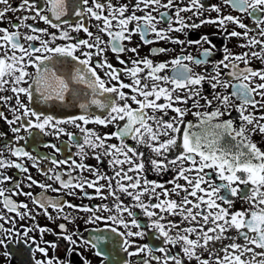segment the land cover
<instances>
[{
	"label": "snow or ice",
	"instance_id": "obj_1",
	"mask_svg": "<svg viewBox=\"0 0 264 264\" xmlns=\"http://www.w3.org/2000/svg\"><path fill=\"white\" fill-rule=\"evenodd\" d=\"M0 3L6 5L0 8V21L7 18L11 22L10 26L0 24V93H4L0 95V118L13 133L9 138L7 132L0 131V169L15 166L21 174L28 173L27 181L44 190L52 189V184L31 175L22 162V158H27L38 171L59 182L62 187L54 191L67 189L69 195H76L75 189H80V195L98 196L103 201L77 204L68 199L61 202L45 192L38 196L24 193L39 206L37 212L42 210L49 219H54L48 211L51 207L56 216L74 221L76 216L65 210L68 206L87 212L85 223L98 225L96 235L87 238L79 234L78 228L69 231L67 224L60 223L59 235L69 245L66 257L49 255L47 245L55 251L58 242L44 240L42 246L28 233L39 230L43 237L54 229L36 223L27 202L5 195L9 189L2 186V181H13L12 192L23 189L21 181L0 171L4 208L34 221L31 228H16V217L0 211L4 256L13 255L8 248L10 243L18 244L21 237H28L23 243L32 242V264H75L71 253L79 252V247L100 257L96 264H191L193 260L195 264H264V251H257L264 249V148L253 139L260 135L264 140V68H254L249 63L251 58L264 60V47L236 53L227 44L228 38L245 37L246 41L239 42L242 47L264 46V39H260L264 37V0H223V4L249 17L255 27L238 15L225 13L221 4L204 0L177 4L173 0H20L16 6L8 0ZM160 8L165 11L154 15ZM168 9H174L175 15ZM21 10L24 14L15 21L6 17L10 11ZM205 10L217 15H205ZM182 12H191L198 19L183 16ZM93 19L98 22L97 32L91 30ZM36 21H43L48 27L39 26ZM161 22L164 26H160ZM230 22L244 31H229ZM204 24L222 29L225 39L221 59H209L216 45L208 33L192 39L185 31ZM81 30L85 37L79 36ZM174 31L185 35H172ZM100 33L109 39H103ZM134 33H139L146 44L164 40L185 47L200 45L201 55H185L182 50L179 55L155 60L153 55L166 54L170 49L154 46L151 55L140 57V45L124 43L130 42ZM204 43L210 47H203ZM109 49L117 54L120 66L108 59ZM128 51L135 58L126 60L120 55ZM207 64L212 65L211 71L193 69V65ZM221 66L229 71L222 72ZM205 82L210 84L212 93L204 92ZM38 101L44 106H33ZM73 101H79L77 114H55L58 106ZM49 104L51 108L46 106ZM234 111L239 123L232 116ZM189 114L195 119H187ZM89 123L114 125L115 130L101 133L87 127ZM67 124L80 129L83 143ZM45 135H66L81 160L73 156L60 159L41 152V145L63 152L56 142L45 141ZM112 137L118 143H110ZM129 137L133 143L128 142ZM21 140L24 145L19 143ZM29 140L31 150L25 146ZM140 145L150 150L147 157ZM5 151L17 159L4 156ZM88 155L97 159L110 156L108 163L113 173L87 165L84 158ZM44 160L50 161L51 166L42 167L39 162ZM58 165L70 166L58 169ZM77 167L80 171L73 175ZM86 168L94 173V178L82 175ZM148 171H171L174 175L171 180L149 179ZM63 172L68 173L66 179ZM105 179L107 184L98 183ZM181 179L184 183L179 182ZM169 183L172 187H165ZM86 185L95 191L88 192ZM121 195L129 197L130 202ZM109 196L113 199L109 200ZM238 200L249 206L235 207ZM177 216L179 220L169 218ZM4 221L12 226H6ZM232 229L236 230L235 236L230 235ZM146 237L159 238L161 242L157 245ZM238 237L244 243L238 242ZM224 240L229 243L224 244ZM211 241H220V247L210 248ZM72 245L77 247L73 249ZM173 246H179V251L173 253ZM37 252L41 255L37 256ZM79 255L82 264H93L82 252Z\"/></svg>",
	"mask_w": 264,
	"mask_h": 264
},
{
	"label": "flooded vegetation",
	"instance_id": "obj_2",
	"mask_svg": "<svg viewBox=\"0 0 264 264\" xmlns=\"http://www.w3.org/2000/svg\"><path fill=\"white\" fill-rule=\"evenodd\" d=\"M9 4H12L13 6H16L19 4L20 0H8ZM114 3H124L127 2V0H113ZM174 4L177 3H187V0H173ZM205 3H218L221 4V6L224 8L225 13L227 12H231L234 15H238L240 16L245 23H248L249 25H251L252 27H255V25L253 24V22L251 21V19L247 16H245L244 13H240L237 12L236 10L232 9L230 6L223 4V0H204ZM91 3V0H90ZM6 5H4L3 3H0V8L5 7ZM165 11V9L160 8L158 10V12L154 13V15H158L160 12ZM168 11L172 14L175 15V11L174 9H168ZM24 12L23 10L13 13V12H9L6 14V17H12V20L15 21L16 17L19 15H23ZM138 14H142L141 12H138ZM181 15L186 16V17H192V13L191 12H182ZM205 15H211V16H215L217 15L216 12L214 11H207L205 10ZM193 20L198 19L197 17H192ZM30 23H32V21H29ZM10 21L6 18L3 21H0V24H3L5 26H10ZM35 23H37L39 26L42 27H48L43 21H36ZM98 22L95 21V19L92 20V27L91 30L93 32H97L98 29L96 28V24ZM115 23V22H114ZM160 26H164L163 22H161ZM229 31H231L233 28L237 29L238 31H244V29L239 28L237 25H235L234 23H228L227 25ZM11 30V28H10ZM23 30V29H22ZM50 31H55V29H50ZM188 34V36L192 39H197L199 37V35L203 34V33H208L210 35V37L213 39L216 48L214 49L212 55L209 57V59L211 60H217V59H221L223 56V44H224V37L222 36V29L217 28L215 24H204L201 25L198 28H192V29H186L185 30ZM103 37V39L107 40L109 39V37H107L106 34L100 33ZM172 35L175 36H181L182 38L184 37L185 33L182 32H178V31H174L173 33H171ZM75 35V33H74ZM153 34H149V37H151ZM251 35H255V33H251ZM79 36L81 37H85L86 34L81 30L79 33ZM260 39H264V37H260ZM240 41H246L245 37H231L228 38L227 40V44L229 49L232 52H245V51H256L261 47H264L262 45H255V46H249V47H242L240 46ZM60 42V41H58ZM125 44L129 45V46H133V45H140L138 51L140 53V57H143L145 55H151L150 53V49L154 46H164L170 49V51L166 54H158V55H153L152 58L155 60H160V59H167L168 57L171 56H175V55H179L181 54V51L183 50V53L186 55L188 52H191L193 55H201L200 52V45H189L187 47L179 45V44H175L172 43L171 41H164V40H159V41H153V43L151 44H146L144 43L141 38L139 33H134L133 34V39L129 42V41H125ZM203 47H210V45L204 43L202 44ZM116 53H113L110 49L107 52V56L108 59L113 63L116 64L117 66L119 65V61L116 60ZM120 55L124 56V58L126 60L135 58V54H133L132 52L128 51L125 53H121ZM93 59H96V57H94ZM249 63L252 67L254 68H264V60L258 59V58H251L249 60ZM241 67H243V62H241L240 64ZM204 68H207L209 71H211L212 65L211 64H207V65H200V66H196L193 65V69L194 71H199V70H203ZM98 71L101 72V75H103V71L99 70ZM169 72L171 71L170 69L168 70ZM221 71L222 72H228L229 69H225L221 66ZM205 93H212V88L210 86V84L208 82L204 83V88H203ZM217 90H219V88H217ZM125 91H129L128 89H125ZM229 91H231V89H229ZM4 93H0V95H3ZM9 95H11V93H8ZM27 102V101H26ZM14 103V101H13ZM203 103V102H201ZM236 103H239L238 100H236ZM33 106H44V102H40L38 101L37 105H33ZM47 107L51 108L52 105H46ZM134 107L136 106L135 104L133 105ZM80 111L79 109V101H73L72 104H68V105H63V106H58L56 109H54L55 114L58 115H75ZM97 111L99 112H103L102 109H97ZM6 114H8L9 116L11 115L10 112L7 111L6 109ZM233 118H235L237 120V123H239V118L236 114V112L234 111L232 113ZM187 119H195L191 114H189L187 116ZM122 123V122H121ZM69 131L73 132L76 134V138L83 143V136L81 135L80 129L71 125V124H67L65 125ZM87 127H92V128H96L97 131L99 132H105V131H111V130H115V126L114 125H108V126H102L99 124H95V123H89L87 125ZM0 131H5L7 132V135L9 138H11L13 136V133L11 132V128L9 125L6 124L5 121H3L2 118H0ZM43 139L45 141L47 140H52L54 142L57 143L58 146H60L63 149L62 153H56L54 149H51L50 147H44L43 145H41L40 147V151L41 152H46V153H50V154H54L57 158L63 159L66 156H73L74 159L76 160H81V157L78 155H75V153L77 152V149L74 145H71L68 143V137L66 135H62L61 137H54V136H43ZM253 139H255L262 148H264V140L261 139L260 135H255L253 137ZM110 143H118V139L115 137L110 138L109 140ZM128 142L129 143H133V141L131 140V138H128ZM0 143H3V137H0ZM20 144L24 145L25 141L21 140L19 142ZM31 145H32V141L29 140L28 143L25 145L29 150H31ZM140 150L145 152V156L147 157V155L149 154V149L146 146L140 145ZM89 151H95L93 149H89ZM4 156L9 157L11 159H17L14 155H12L11 153L5 151L3 153ZM35 155V153H34ZM110 159V156L107 155H102V159H97L94 156L88 155L84 158V162L87 165H91L93 168H99V170L101 172H106L109 175H111L114 171L113 167L111 165H109L108 160ZM22 162L26 163L31 175L36 179V180H42L46 183L52 184L53 188L52 189H47L44 190L42 189L39 185L32 183L31 181H27L26 176L28 173H23L21 174L19 172V170L15 167V166H10V167H6L4 169H0V171L6 173L9 176H12L16 181H21L20 183V188L23 189V192H20L19 189L17 190V192H12L10 185H12L13 181L12 180H5L2 181V186L6 189H9L7 192H5L6 196H11L14 200L16 201H25L28 204V208L32 210V212L35 214V222L39 223L40 225H47L48 227L54 229V232H45V234L43 235V237H41L39 230H35V231H29L28 233V237L31 236H35L36 239V243H40L42 246L43 245V241L44 240H56L59 244V248L56 249L55 251L52 249L51 245H47L49 247V255H55L58 254L61 257H66V250L68 249L69 245H68V241L59 235V233L62 231L58 225L60 223H65L67 224V228L69 231H76L77 228L79 229V234L83 235L87 238H90L94 235H96V229L98 227V225L96 224H87L85 223V219L88 215L87 212L83 211V210H76V209H71L68 206H65V210L67 212L72 213L73 216H76V219L70 220V219H64L63 217H58L56 216V210L49 207L48 211L52 213L54 219H49L47 215L44 214V212L41 210L39 212H37L38 209V205L34 204L33 200H32V196L29 195H25L24 193H32L33 195H39L41 192H45L46 195L51 196L53 198H59L61 200V202L64 199H68L73 201L74 203L77 204H99L102 203L103 201L101 200L100 197L98 196H93V197H84L82 195H80L79 193L81 192L80 189H75L76 191V195H69L68 194V190L67 189H63L60 192L54 191L53 189L55 188H61L62 186L59 184V182L50 179L49 176H46L44 173L38 171V169L32 164V161L27 159V158H22ZM41 164L42 167L47 168L49 166H51L50 161L48 160H44V161H40L39 162ZM70 165H58L56 166L58 169H63L66 167H69ZM74 167V166H73ZM124 167H128L127 164L124 165ZM119 168V166H117V169ZM79 168L77 167L75 172H73V175H76L77 173H79ZM83 176L88 177V178H94V173L89 170V169H85L84 172L82 173ZM129 175H132V173H129ZM174 175V173H172L171 171L165 172V173H157L154 171H148L147 172V176L149 179H158V180H171L172 176ZM23 176V179H22ZM63 178H67L68 173L67 172H63L62 173ZM115 181V177H113V182ZM125 183H127V181H124ZM180 183H184V181L181 179L179 181ZM98 183H105L107 184L108 181L105 180H101L98 181ZM31 185V186H29ZM165 187L171 188L172 185L166 184ZM86 190L88 192H94L95 189H93L92 187H89L86 185ZM102 191H108L107 189H103ZM159 191V189H158ZM19 193V194H17ZM173 196H175V193H172ZM121 198L124 199L126 202H130V198L126 197L124 195H121ZM147 198V197H145ZM109 200H112L113 198L111 196L108 197ZM4 201H3V197H0V211L4 212L6 215H8L9 217H16L17 223L15 225L16 228H21V225H25L28 226L29 228H31V226L33 225L34 221L29 218L27 215L24 216V218H21L18 213L16 212H11L8 209L4 208ZM249 205L244 204L242 202H240L239 200L236 202L235 207H248ZM21 211H25V209H23V207H21L20 209ZM171 219H176L179 220L180 217H169ZM4 223L6 224V226L11 227L12 225L9 224L7 221H4ZM21 231H23V229H21ZM230 235L235 236L236 235V230L232 229L230 230ZM28 237H21L20 238V243H10L8 248L9 250L13 253V255L11 257H6L3 255L4 252V246L0 245V264H5V262H7V264H32L31 258H30V252H29V247L31 246V241L29 242L28 245H25L23 243L24 239H28ZM77 239H79V235L76 237ZM145 239H151L152 243L155 244H159L161 241L159 240V238H148L146 237ZM238 242L240 243H244V240L242 237H238ZM224 244L229 243L228 240H224L223 241ZM221 242L220 241H211L210 242V248L211 247H220ZM73 249H75L77 246L76 245H72L71 246ZM172 252H178L179 251V246H173L172 247ZM257 251H264V249H259L257 248ZM82 252L84 254V256H87L89 259H91L93 261V264H96V262L100 259V257L96 256L94 254V252L90 249L84 248V247H79V252L76 251H72L71 253V259L75 262V264H82V258L80 257L79 253ZM160 254V253H157ZM221 255H223V253H220ZM37 256H40L41 254L39 252L36 253ZM141 255H145L144 253H142ZM204 255H207V252L204 253ZM257 259H260V257H257ZM153 264H155V261H153ZM191 264H195V261L193 260L191 262Z\"/></svg>",
	"mask_w": 264,
	"mask_h": 264
}]
</instances>
